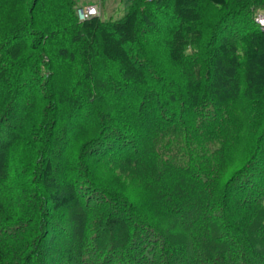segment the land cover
Segmentation results:
<instances>
[{
    "label": "trees",
    "instance_id": "obj_1",
    "mask_svg": "<svg viewBox=\"0 0 264 264\" xmlns=\"http://www.w3.org/2000/svg\"><path fill=\"white\" fill-rule=\"evenodd\" d=\"M77 7L0 0V264H264V0Z\"/></svg>",
    "mask_w": 264,
    "mask_h": 264
},
{
    "label": "rangeland",
    "instance_id": "obj_2",
    "mask_svg": "<svg viewBox=\"0 0 264 264\" xmlns=\"http://www.w3.org/2000/svg\"><path fill=\"white\" fill-rule=\"evenodd\" d=\"M131 2L132 0H108L103 3L99 0H76L78 7L97 5L100 10V18L102 20L120 18L125 14L126 9Z\"/></svg>",
    "mask_w": 264,
    "mask_h": 264
},
{
    "label": "built area",
    "instance_id": "obj_3",
    "mask_svg": "<svg viewBox=\"0 0 264 264\" xmlns=\"http://www.w3.org/2000/svg\"><path fill=\"white\" fill-rule=\"evenodd\" d=\"M99 14L100 12L97 5L78 7L76 11L78 21L80 22H84L91 18L98 17ZM254 21L258 25L260 30L264 32V14L263 13L256 14Z\"/></svg>",
    "mask_w": 264,
    "mask_h": 264
}]
</instances>
